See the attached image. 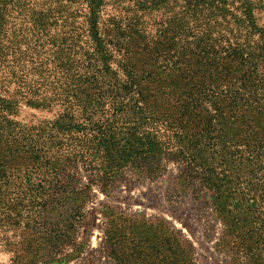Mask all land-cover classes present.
<instances>
[{"label":"trees","instance_id":"obj_1","mask_svg":"<svg viewBox=\"0 0 264 264\" xmlns=\"http://www.w3.org/2000/svg\"><path fill=\"white\" fill-rule=\"evenodd\" d=\"M264 0H0V244L10 264H197L126 175L222 225L224 264H264ZM24 105L48 113L16 118ZM159 191L158 187H155ZM11 233V234H9ZM88 234V232L86 233Z\"/></svg>","mask_w":264,"mask_h":264},{"label":"rangeland","instance_id":"obj_2","mask_svg":"<svg viewBox=\"0 0 264 264\" xmlns=\"http://www.w3.org/2000/svg\"><path fill=\"white\" fill-rule=\"evenodd\" d=\"M261 18V21L264 22V14L261 15ZM49 116L48 113L35 111L21 105L16 118L25 123H33ZM163 182L161 180L157 183H137L132 176L126 175L117 189L115 201H111V203L124 210L139 213L145 212L148 216H164L193 243L197 264H224V255L218 252L215 247L222 230L221 223L212 217H203L202 213L190 201H185V204L181 206L180 215L182 221L179 220L170 213L168 206L164 203ZM155 187H158L159 191H156ZM95 195V199L87 205L86 212L88 214L96 212V219L93 221V226L90 230L81 228L79 239L81 240L84 237L88 240V247L82 258H87L92 254L96 256L100 263L108 264V258L97 254V250L103 241V226L105 222L98 211L101 203L109 200L97 189L95 190ZM87 232L88 234H86ZM10 261L11 254L5 251L2 244H0V264H10ZM80 262L77 260L68 264H79Z\"/></svg>","mask_w":264,"mask_h":264}]
</instances>
